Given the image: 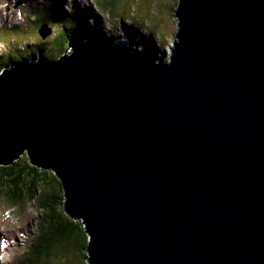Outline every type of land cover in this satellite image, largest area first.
<instances>
[{
	"label": "water",
	"instance_id": "obj_1",
	"mask_svg": "<svg viewBox=\"0 0 264 264\" xmlns=\"http://www.w3.org/2000/svg\"><path fill=\"white\" fill-rule=\"evenodd\" d=\"M175 16L170 55L73 40L2 70L0 165L54 172L87 264H264V0Z\"/></svg>",
	"mask_w": 264,
	"mask_h": 264
},
{
	"label": "trees",
	"instance_id": "obj_2",
	"mask_svg": "<svg viewBox=\"0 0 264 264\" xmlns=\"http://www.w3.org/2000/svg\"><path fill=\"white\" fill-rule=\"evenodd\" d=\"M91 10V8L80 9L75 5L69 13L60 15L55 4L48 2L42 7V14L36 17L35 24H39V28L45 23L52 26L55 24L57 33L53 38L50 37V40L42 41L39 48L27 55L14 54L9 50L4 52L1 56L0 70L25 60L30 61L39 55L47 56L50 61H57L67 53L69 43L73 40L82 44L91 40L107 43L116 41L120 32L112 31L107 38L101 36L99 26L91 20ZM30 12L34 17L36 16L35 8ZM141 36H143L142 32L137 30L134 37L130 39V45H138L139 39H143L146 45L158 53L161 52L152 37L144 35L145 37L141 38ZM45 43H53V47L49 46L53 49L50 53ZM45 186L54 192L52 202L45 200L47 198L43 193ZM3 187L11 189L9 193L6 192V197L9 202H13L17 214L26 201L43 205L40 209L41 217L37 229L30 234V241L22 247L6 250L3 264H48L52 256L61 257L60 253L72 258L77 247L78 252L82 250L86 252L88 235L85 226L65 212V193L53 171L49 169L46 171L31 164L25 152L18 158L12 159L7 165H0V191L4 190ZM13 250L16 253H13ZM84 264H87L85 259Z\"/></svg>",
	"mask_w": 264,
	"mask_h": 264
},
{
	"label": "rangeland",
	"instance_id": "obj_3",
	"mask_svg": "<svg viewBox=\"0 0 264 264\" xmlns=\"http://www.w3.org/2000/svg\"><path fill=\"white\" fill-rule=\"evenodd\" d=\"M14 1L16 0H0V4H2L0 7V26L6 25L7 27L0 28V47L4 46L2 48L5 51V49L7 50L6 46H8L9 51L14 54L27 55L39 48L42 41H46L48 38L50 40V37L53 38L57 30L54 28L55 24L52 26V24L45 23L41 25L40 29L39 24L32 25L29 20L26 24H23L24 10L29 12L35 8L37 17L42 14V3H39L41 0H30L31 3H28L29 0H22L23 5ZM8 3L9 5L3 6ZM61 3V9L58 11L60 15L68 13L74 5L84 9L90 8V4H92L95 18L92 15L91 20L93 19L99 26L101 36L105 38H107L108 31L114 32L118 30L120 35L116 40L128 42L138 30L142 32L143 36L141 38L145 37L144 35L152 37L158 50L168 51L174 46L175 36L179 32L178 21L175 16L178 0H61ZM96 15L102 17L101 19L99 18L100 21L96 18ZM107 19L108 24L105 21ZM47 25L51 27V35L43 40L40 37L39 30L44 31ZM25 28H27V32ZM135 37L137 36L135 35ZM139 40L140 44L137 45V48H141V45L145 46L143 39ZM78 43L80 42L78 41ZM85 43L90 44L89 42ZM44 45L48 49V53L53 50L51 48L53 43H45ZM44 54L46 55V51ZM168 54L170 55L171 52L169 51ZM46 58L48 57L46 56ZM1 59L0 53V64H2ZM10 190L9 188H4V190L0 191V238L3 242L20 241L25 244V242L30 241V234L37 229L38 221L41 217L40 209L43 205L26 201L17 214V211L14 210L13 202H9L6 197V192L9 193ZM43 190V193L47 196L45 200H51L52 202L54 194L51 191L52 189L45 186ZM27 231L29 233H26ZM13 253L16 252L14 251ZM60 255L61 257L52 256L48 264H84V259H87L86 252L84 253L83 250L78 252V247L74 251L72 258H68L63 253H60Z\"/></svg>",
	"mask_w": 264,
	"mask_h": 264
},
{
	"label": "bare ground",
	"instance_id": "obj_4",
	"mask_svg": "<svg viewBox=\"0 0 264 264\" xmlns=\"http://www.w3.org/2000/svg\"><path fill=\"white\" fill-rule=\"evenodd\" d=\"M170 50H168L167 52L169 53Z\"/></svg>",
	"mask_w": 264,
	"mask_h": 264
},
{
	"label": "clouds",
	"instance_id": "obj_5",
	"mask_svg": "<svg viewBox=\"0 0 264 264\" xmlns=\"http://www.w3.org/2000/svg\"><path fill=\"white\" fill-rule=\"evenodd\" d=\"M157 53V52H156Z\"/></svg>",
	"mask_w": 264,
	"mask_h": 264
}]
</instances>
